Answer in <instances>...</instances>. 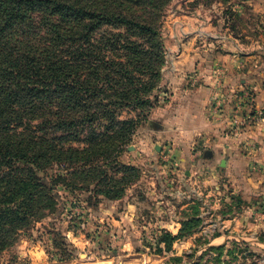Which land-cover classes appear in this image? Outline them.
Masks as SVG:
<instances>
[{
	"label": "rangeland",
	"instance_id": "1",
	"mask_svg": "<svg viewBox=\"0 0 264 264\" xmlns=\"http://www.w3.org/2000/svg\"><path fill=\"white\" fill-rule=\"evenodd\" d=\"M162 34L167 62L155 108L187 79L175 71L189 42L206 44L197 50L205 59L218 42L247 57L226 125L181 143L156 135L150 113L119 157L140 178L116 198L58 188L55 208L0 264H264V0H170ZM167 234L176 239L167 244Z\"/></svg>",
	"mask_w": 264,
	"mask_h": 264
},
{
	"label": "trees",
	"instance_id": "2",
	"mask_svg": "<svg viewBox=\"0 0 264 264\" xmlns=\"http://www.w3.org/2000/svg\"><path fill=\"white\" fill-rule=\"evenodd\" d=\"M169 2L0 0V256L58 188L116 198L140 178L119 157L163 88Z\"/></svg>",
	"mask_w": 264,
	"mask_h": 264
},
{
	"label": "crops",
	"instance_id": "3",
	"mask_svg": "<svg viewBox=\"0 0 264 264\" xmlns=\"http://www.w3.org/2000/svg\"><path fill=\"white\" fill-rule=\"evenodd\" d=\"M220 44L223 45L221 48L226 45L219 42L210 43L209 50L214 46L215 52L210 55L207 51L204 54L207 56L205 59L201 56L203 54L200 53V47H205L206 44L194 41L188 43L192 45V49L187 47V50L182 52L176 62L175 71L176 77L187 79H184L182 84L176 83L178 80L174 81L177 87L173 86L170 100L151 112L150 119L160 125V130L154 131L156 135L165 134L177 140L181 139V143H188V140L196 138L195 135L206 133L208 130L217 132L226 125L231 115L229 111L236 106L237 96L243 94L242 79L248 73V66L244 59L246 56L219 49ZM235 45L239 49L242 48L240 43ZM198 48L200 51H197ZM188 72L193 74L188 77ZM215 79H218V82ZM217 102L220 103V108Z\"/></svg>",
	"mask_w": 264,
	"mask_h": 264
},
{
	"label": "water",
	"instance_id": "4",
	"mask_svg": "<svg viewBox=\"0 0 264 264\" xmlns=\"http://www.w3.org/2000/svg\"><path fill=\"white\" fill-rule=\"evenodd\" d=\"M207 155H213V153L210 151ZM222 164H225L224 162Z\"/></svg>",
	"mask_w": 264,
	"mask_h": 264
},
{
	"label": "built area",
	"instance_id": "5",
	"mask_svg": "<svg viewBox=\"0 0 264 264\" xmlns=\"http://www.w3.org/2000/svg\"><path fill=\"white\" fill-rule=\"evenodd\" d=\"M262 119L264 120V117H262Z\"/></svg>",
	"mask_w": 264,
	"mask_h": 264
}]
</instances>
